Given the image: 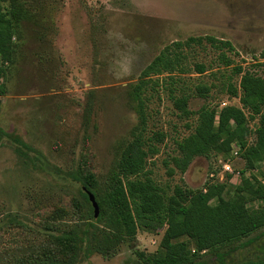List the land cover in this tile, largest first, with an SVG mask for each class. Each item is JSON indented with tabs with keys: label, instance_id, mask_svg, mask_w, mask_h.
I'll use <instances>...</instances> for the list:
<instances>
[{
	"label": "rangeland",
	"instance_id": "rangeland-1",
	"mask_svg": "<svg viewBox=\"0 0 264 264\" xmlns=\"http://www.w3.org/2000/svg\"><path fill=\"white\" fill-rule=\"evenodd\" d=\"M20 3L23 15L13 40L18 48L6 77L0 79L1 130L18 136L61 173L93 174L102 191L119 146L131 140L137 123L129 90L165 46L179 42L184 73L159 76L158 87L145 95H150L144 108L147 134H165L145 169L166 196L175 188L204 191L211 184H221V195L235 198L243 180L264 184V155L249 169L235 144L228 154L195 157L184 173L175 169L171 158L178 156L176 142L192 133L197 115L181 116L169 97L171 93L186 96L187 109L194 113L207 106L215 112V124L222 109L240 107L225 87L227 78L237 85L240 75H231L230 68L222 65L220 51L204 40L199 45L185 42L205 36L228 41L233 50L223 52L234 65L264 76L256 66L264 61V0ZM198 64L205 67L203 74L196 73ZM199 84L210 88L203 97L195 93ZM246 126V140L253 144L257 117ZM169 168H174L172 176ZM258 205L254 202L252 207ZM87 218V205L76 185L52 177L10 147L0 146V264H143L142 259L159 252L165 227L155 232L139 229L133 239L116 243L97 225L89 233L90 247L83 246L79 252L57 243L61 234L81 229ZM262 231L234 243L229 262L259 253L252 247L264 245V237L254 241ZM179 240L195 251L192 240Z\"/></svg>",
	"mask_w": 264,
	"mask_h": 264
},
{
	"label": "trees",
	"instance_id": "trees-1",
	"mask_svg": "<svg viewBox=\"0 0 264 264\" xmlns=\"http://www.w3.org/2000/svg\"><path fill=\"white\" fill-rule=\"evenodd\" d=\"M20 1L0 0V79L6 77L7 66L14 62L15 49L18 48L13 40L18 37L23 15ZM203 40L220 51L219 61L224 67L230 68L231 75H240L237 85L230 83L229 78L225 83L226 93L238 98L240 107L222 109L215 124L213 110L204 106L198 112H191L187 109L186 96L176 97L170 92L173 106L181 116L197 115L192 133L176 142L178 156L172 157L171 162L175 169L184 173L195 157H208L212 152L228 154L231 144H235L242 151L240 156L247 168L252 169L264 155V76L243 71L240 65H234L233 60L223 52L233 50L228 41L210 36L189 37L185 45H199ZM20 42L19 47H22L23 40ZM180 46L179 42L165 46L145 66L138 82L129 90L137 123L130 132L131 140L119 146L121 150L118 158L102 191L93 174L61 173L18 136L0 129V146L10 147L18 157L32 166L78 187L87 205L88 218L78 231L61 234L57 238L59 245L63 244L67 249L77 252L83 246L90 247L89 233L97 225L103 226L109 238L116 243L133 239L139 229L155 232L165 227L159 242V252L142 259L143 264H232L234 262L230 263L228 259L233 244L264 228V184L256 179L243 180L236 187L235 198H224L221 195L224 186L221 184H211L204 191L175 188L171 195L166 196L164 189L153 181L150 172L145 169L147 159L159 152L157 144L165 138V134L160 131L147 134L144 108L145 100L150 95H145L158 87L156 79L159 76L166 74V77H171L169 75L172 73H184L177 52ZM256 66L264 70V61L256 63ZM195 71L203 74L206 69L198 64ZM209 90L208 86L201 84L195 87V93L201 97ZM255 117V142L248 144L246 135L249 129L246 123ZM174 168L168 169L169 176L173 175ZM84 191L94 196L99 211L97 217H94ZM254 202H259V205L252 207ZM258 236L255 242L264 237V231ZM182 237L194 242L195 251L191 252L187 244L179 240ZM255 248L259 253H255ZM252 251V257L248 256L234 264H264V245H254ZM203 254H210L211 257L203 260Z\"/></svg>",
	"mask_w": 264,
	"mask_h": 264
},
{
	"label": "water",
	"instance_id": "water-1",
	"mask_svg": "<svg viewBox=\"0 0 264 264\" xmlns=\"http://www.w3.org/2000/svg\"><path fill=\"white\" fill-rule=\"evenodd\" d=\"M86 196H87V199L93 209V214H94V217H97L98 216V205L94 199V196L89 192V191H84Z\"/></svg>",
	"mask_w": 264,
	"mask_h": 264
},
{
	"label": "built area",
	"instance_id": "built-area-1",
	"mask_svg": "<svg viewBox=\"0 0 264 264\" xmlns=\"http://www.w3.org/2000/svg\"><path fill=\"white\" fill-rule=\"evenodd\" d=\"M236 153V152H235ZM235 153H234V155H235Z\"/></svg>",
	"mask_w": 264,
	"mask_h": 264
}]
</instances>
